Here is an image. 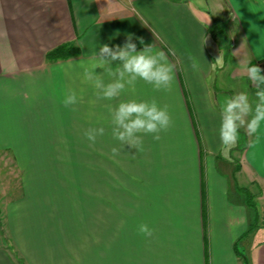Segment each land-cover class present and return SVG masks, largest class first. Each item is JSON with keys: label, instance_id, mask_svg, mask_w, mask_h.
<instances>
[{"label": "crops", "instance_id": "obj_1", "mask_svg": "<svg viewBox=\"0 0 264 264\" xmlns=\"http://www.w3.org/2000/svg\"><path fill=\"white\" fill-rule=\"evenodd\" d=\"M128 35L138 51L153 44L168 54L176 65L171 89L138 81L118 100H96L80 64L101 45L123 46ZM63 45L79 53L47 61ZM248 61L264 69V0H0V154L37 171L54 162L50 148L90 147L84 133L93 127L105 134L91 148H121L109 108L155 98L173 124L159 140L143 137L118 195L109 187L106 258L92 253L91 264H264V127L255 136L241 129L230 150L218 135L220 97L246 91L255 101L243 75ZM72 91L78 103L65 107ZM44 179L26 183L8 219L0 209V264H13L5 228L25 259L54 264L44 243L55 235L53 181ZM140 224L153 235L140 234Z\"/></svg>", "mask_w": 264, "mask_h": 264}, {"label": "clouds", "instance_id": "obj_2", "mask_svg": "<svg viewBox=\"0 0 264 264\" xmlns=\"http://www.w3.org/2000/svg\"><path fill=\"white\" fill-rule=\"evenodd\" d=\"M144 44L142 38H138ZM175 56V50H168ZM191 67L198 71L200 65L189 56ZM113 62H118L113 67ZM83 68L84 81L91 84L95 90L96 100H118L126 90L135 91L138 81H143L153 87L154 91L170 90L176 65L169 60L168 54L157 50L153 44L144 45L137 50L133 36L128 35L123 46L110 47L108 44L99 46ZM97 69L102 70L97 74ZM243 75L255 90V101L250 99L246 91L238 92L226 98L220 106L219 140L222 147L230 150L240 139V130L248 136H255L264 127V69L251 61L243 64ZM105 76L108 80H105ZM82 99V97L80 98ZM78 103L74 91L65 95V107ZM111 136L118 141L121 148L111 149L112 157L120 154L127 146L136 152L143 147V137L151 135L159 140L160 133L167 131L173 124L167 105L161 106L155 98L150 100H121L115 107H110ZM105 134L104 127H93L86 130L85 138L94 146L97 137ZM259 137L257 136V139ZM138 232L146 237L153 235V230L147 224H140Z\"/></svg>", "mask_w": 264, "mask_h": 264}, {"label": "rangeland", "instance_id": "obj_3", "mask_svg": "<svg viewBox=\"0 0 264 264\" xmlns=\"http://www.w3.org/2000/svg\"><path fill=\"white\" fill-rule=\"evenodd\" d=\"M222 39V43L228 46L224 35ZM236 84L235 82L232 85ZM219 103H223L221 97ZM111 149L50 148L48 150L54 162L34 165L37 171L31 166L26 170L23 164L17 165L11 157L0 154V209L5 218L8 219V214H12L10 201L18 202L22 198L26 183L32 185L39 179L48 180V177L53 181L51 217L55 235L51 240L46 239L44 242L46 253L50 252L53 257L52 263H56L57 255L60 257V264H91L92 253H96V257L100 255L106 258L109 187L115 186L118 195L119 189L125 187L124 183L128 181L125 174L129 173L132 166L131 157L139 155L140 152L124 148L113 158ZM126 185H129V182ZM261 199L259 210L262 222L264 194ZM133 218L138 219V211L134 213ZM56 229L59 230L58 234ZM4 236L5 250L11 254L13 264H32L17 251L6 228ZM35 254L36 252H33L29 255L32 257Z\"/></svg>", "mask_w": 264, "mask_h": 264}, {"label": "trees", "instance_id": "obj_4", "mask_svg": "<svg viewBox=\"0 0 264 264\" xmlns=\"http://www.w3.org/2000/svg\"><path fill=\"white\" fill-rule=\"evenodd\" d=\"M79 53L78 49L73 45H63L51 52L46 56L47 61L56 62L61 60H68ZM1 217H0V228H1Z\"/></svg>", "mask_w": 264, "mask_h": 264}, {"label": "built area", "instance_id": "obj_5", "mask_svg": "<svg viewBox=\"0 0 264 264\" xmlns=\"http://www.w3.org/2000/svg\"><path fill=\"white\" fill-rule=\"evenodd\" d=\"M125 1H129V2H132V1H134V0H125Z\"/></svg>", "mask_w": 264, "mask_h": 264}]
</instances>
